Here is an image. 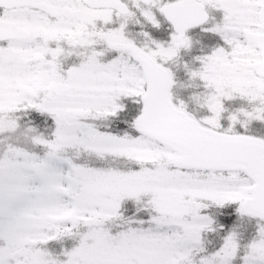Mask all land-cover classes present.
Here are the masks:
<instances>
[{
  "label": "snow or ice",
  "instance_id": "6c2138e0",
  "mask_svg": "<svg viewBox=\"0 0 264 264\" xmlns=\"http://www.w3.org/2000/svg\"><path fill=\"white\" fill-rule=\"evenodd\" d=\"M0 264H264V0H0Z\"/></svg>",
  "mask_w": 264,
  "mask_h": 264
}]
</instances>
